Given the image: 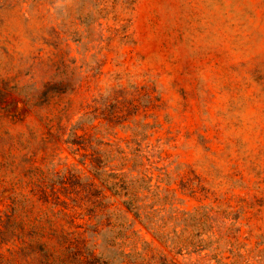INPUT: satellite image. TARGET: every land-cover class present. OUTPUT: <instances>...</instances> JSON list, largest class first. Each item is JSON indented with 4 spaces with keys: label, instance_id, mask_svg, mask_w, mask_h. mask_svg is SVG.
Returning <instances> with one entry per match:
<instances>
[{
    "label": "rangeland",
    "instance_id": "1",
    "mask_svg": "<svg viewBox=\"0 0 264 264\" xmlns=\"http://www.w3.org/2000/svg\"><path fill=\"white\" fill-rule=\"evenodd\" d=\"M0 217V264H264V0H0Z\"/></svg>",
    "mask_w": 264,
    "mask_h": 264
},
{
    "label": "trees",
    "instance_id": "2",
    "mask_svg": "<svg viewBox=\"0 0 264 264\" xmlns=\"http://www.w3.org/2000/svg\"><path fill=\"white\" fill-rule=\"evenodd\" d=\"M116 117V116H113ZM82 130V123L79 124L78 126L74 127L72 129V138L74 140L66 142V144H70L71 147H69L70 152L73 155H77L79 152V149H74L75 147L78 148L79 143H77V140H79L81 137L78 136V132ZM130 160L125 159V162L120 166L119 171H123L125 169H130ZM109 179L113 181L112 187H109L110 190L112 191L113 195L115 197H118L123 201V206L125 207L126 211L130 214H132L135 219L148 228L150 231L154 232V236L160 240L162 243H167V238L159 232V229L155 226L153 216L157 211H155L153 208H141L138 207L137 205V196L136 192L134 191V188L131 184V182L128 181V176L126 174H111L108 176ZM163 182V180H161ZM184 188V187H183ZM168 193H174L175 190H166ZM39 202L43 204H49L51 203L50 199L54 200V205L55 207H61L64 210L68 208V203L67 201L61 200V198L58 196L56 192L54 193H48L46 191H39L35 192L34 195ZM177 204H182V201L177 199V197L174 195V203L171 205V212L173 215V220H177L178 217L180 216L181 212L178 208L175 207ZM164 206V205H163ZM148 210V212H147ZM161 211H164L161 209ZM72 226L75 224L74 221L72 220L70 223ZM69 235L71 234H60L57 230H54L53 227L50 229L49 236L52 239H55L58 246L60 247H72V240H70ZM19 240V237L16 235L15 231H12V228L9 225V222H4L1 217H0V249L7 244H16ZM46 247V246H44ZM52 257V254L49 251L45 252V259L46 261H50V258ZM92 257H94L92 255ZM214 260H217V264H227L225 263L226 260L228 259H221L218 260L217 257H214ZM47 262V263H48Z\"/></svg>",
    "mask_w": 264,
    "mask_h": 264
}]
</instances>
